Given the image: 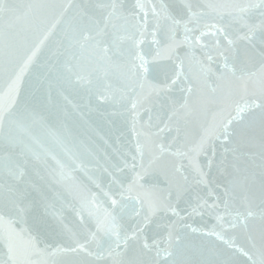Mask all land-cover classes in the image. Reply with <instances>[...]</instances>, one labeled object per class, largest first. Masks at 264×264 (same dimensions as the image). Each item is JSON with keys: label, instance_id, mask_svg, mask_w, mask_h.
<instances>
[{"label": "water", "instance_id": "1", "mask_svg": "<svg viewBox=\"0 0 264 264\" xmlns=\"http://www.w3.org/2000/svg\"><path fill=\"white\" fill-rule=\"evenodd\" d=\"M0 264H264V0H0Z\"/></svg>", "mask_w": 264, "mask_h": 264}, {"label": "snow or ice", "instance_id": "2", "mask_svg": "<svg viewBox=\"0 0 264 264\" xmlns=\"http://www.w3.org/2000/svg\"><path fill=\"white\" fill-rule=\"evenodd\" d=\"M34 56H35V51H33V53L26 58V60L24 61V65L22 66V68L20 70V73L18 74V79H22L24 71L31 64L32 59H33ZM224 67L226 69H228V65L227 64H225ZM232 71H234V69ZM230 126H231V121H228V127H230Z\"/></svg>", "mask_w": 264, "mask_h": 264}]
</instances>
